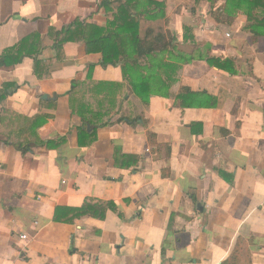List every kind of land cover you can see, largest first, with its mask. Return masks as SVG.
<instances>
[{"label": "crops", "instance_id": "0c3cea01", "mask_svg": "<svg viewBox=\"0 0 264 264\" xmlns=\"http://www.w3.org/2000/svg\"><path fill=\"white\" fill-rule=\"evenodd\" d=\"M102 1L0 0V57L21 58L0 65V264H220L239 238L264 264V36L225 0H156L139 31L161 50L117 38L104 66L81 26L55 49L110 28Z\"/></svg>", "mask_w": 264, "mask_h": 264}, {"label": "trees", "instance_id": "16d2710c", "mask_svg": "<svg viewBox=\"0 0 264 264\" xmlns=\"http://www.w3.org/2000/svg\"><path fill=\"white\" fill-rule=\"evenodd\" d=\"M114 2H117L115 3L117 11L113 14V21L110 23V28L104 31L103 28L93 25L83 26L79 24V22H75L65 30L57 32L60 38L57 39L55 49L58 51L61 49L63 40L66 39L65 36H67L71 28H75V26L88 27L90 32H92L89 41L97 45L99 50L102 51V65L104 66L109 64L116 65L121 61H127L126 52H123V50L122 52H117L118 50L115 42L117 38L121 40L126 37L133 38L135 41L136 53L139 55L151 53L158 49L161 50L165 47V32L156 31L155 28L150 26L145 28L144 35L141 33L140 36L139 31L140 17H145L148 20H156L159 15L164 14V4L162 2L156 0H105L100 3V6L107 9L112 6ZM225 5L228 14H234L238 10L243 12L247 19L245 26L246 30L250 31L256 37L264 36V0H225ZM154 10L158 12L154 13ZM89 41H85L87 50L91 49V43ZM105 44H107V46H104ZM119 44L122 46L121 41ZM10 52L11 50L6 51L4 55L0 57V65L13 64L21 60V58L11 61L7 60V56ZM3 96V93L0 94V100L3 99ZM11 114L16 118H23L26 121H31L18 114ZM15 145L23 152L29 148V145L26 143H16ZM107 209L115 210L116 206L113 202L88 199L80 208H76V212L79 215L90 214L93 217L103 219ZM248 245V240L239 238L232 253L220 264H251Z\"/></svg>", "mask_w": 264, "mask_h": 264}, {"label": "built area", "instance_id": "2783aa9c", "mask_svg": "<svg viewBox=\"0 0 264 264\" xmlns=\"http://www.w3.org/2000/svg\"><path fill=\"white\" fill-rule=\"evenodd\" d=\"M20 238L26 240V239H27V235H26V234H22V235L20 236Z\"/></svg>", "mask_w": 264, "mask_h": 264}]
</instances>
